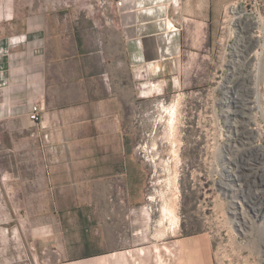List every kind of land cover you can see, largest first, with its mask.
Listing matches in <instances>:
<instances>
[{
  "label": "rangeland",
  "instance_id": "374dc122",
  "mask_svg": "<svg viewBox=\"0 0 264 264\" xmlns=\"http://www.w3.org/2000/svg\"><path fill=\"white\" fill-rule=\"evenodd\" d=\"M116 1L17 0V8L105 14ZM213 61L197 83L177 91L147 86L140 75L138 95L124 103L126 130L116 134L92 131L69 108L45 128L42 113L30 118L37 101L11 102L0 82V264H114L118 205L105 191L128 187L137 191L127 204L137 216L133 243L148 251L142 264H264V160L244 170L258 181L244 184L250 204L260 205L253 209L233 172L236 120L228 113L230 85L257 100V153L264 146V0L235 2L219 24ZM125 169L133 184L119 172ZM164 204L175 212L167 220Z\"/></svg>",
  "mask_w": 264,
  "mask_h": 264
},
{
  "label": "crops",
  "instance_id": "0c3cea01",
  "mask_svg": "<svg viewBox=\"0 0 264 264\" xmlns=\"http://www.w3.org/2000/svg\"><path fill=\"white\" fill-rule=\"evenodd\" d=\"M236 1L117 0L105 14L62 15L20 11L17 0H0L4 98L36 100L45 128L69 108L92 131L123 132L124 103L138 95L140 75L147 86L157 81L164 91H177L197 83L204 67H213L219 24ZM128 140L124 135V149ZM119 172L133 184L132 171ZM105 197L118 205V247L109 251L114 264H142L148 251L133 243L137 216L127 206L137 191L106 190Z\"/></svg>",
  "mask_w": 264,
  "mask_h": 264
},
{
  "label": "bare ground",
  "instance_id": "6f19581e",
  "mask_svg": "<svg viewBox=\"0 0 264 264\" xmlns=\"http://www.w3.org/2000/svg\"><path fill=\"white\" fill-rule=\"evenodd\" d=\"M242 44L244 43L242 42ZM237 47H234V51L239 56L243 55L242 51L238 49L239 47L238 48ZM230 91H231V96L229 100L228 99L227 100L228 102H232L234 104V108H232V110H229L228 113L233 115L236 120V122L234 123L233 142L229 146V152L231 154L230 159L233 164V172L235 173V179L241 181L240 183L241 191L239 192L243 196V199L253 209L260 208L259 207L260 205L257 206L256 204L254 205L250 204V202H254V201H252V199H250V197L247 196L246 190L244 189L245 183H248L250 187L253 186V184L258 183L256 178L255 180H252V178L244 174V170L253 167V165L256 164L257 162L264 160V153L261 152V150L264 151V146H262L259 149L257 148L258 151L257 153H253L251 151L252 147H254L251 144L257 133V127L255 124L256 120L253 117V114H255L254 112H256V109L258 108V105L256 104L257 100H255L253 96L249 95L246 91H243L242 88L240 87L230 85ZM259 193L260 190L257 191V194ZM172 209L173 208H171L169 205L164 204L163 206L164 216L162 218L163 220H167L170 218V216L173 215L174 211Z\"/></svg>",
  "mask_w": 264,
  "mask_h": 264
},
{
  "label": "built area",
  "instance_id": "2783aa9c",
  "mask_svg": "<svg viewBox=\"0 0 264 264\" xmlns=\"http://www.w3.org/2000/svg\"><path fill=\"white\" fill-rule=\"evenodd\" d=\"M40 115H41V108H40L39 103L33 104L30 110V118L33 121H37L39 120Z\"/></svg>",
  "mask_w": 264,
  "mask_h": 264
},
{
  "label": "trees",
  "instance_id": "16d2710c",
  "mask_svg": "<svg viewBox=\"0 0 264 264\" xmlns=\"http://www.w3.org/2000/svg\"><path fill=\"white\" fill-rule=\"evenodd\" d=\"M79 211H80V210H79ZM96 255H98V254L87 253L86 256H84V257L87 258V257L96 256Z\"/></svg>",
  "mask_w": 264,
  "mask_h": 264
}]
</instances>
